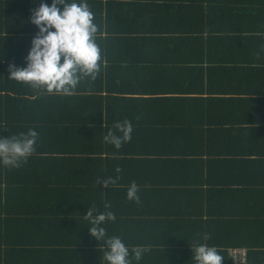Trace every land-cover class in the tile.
Returning a JSON list of instances; mask_svg holds the SVG:
<instances>
[{
  "label": "trees",
  "instance_id": "1",
  "mask_svg": "<svg viewBox=\"0 0 264 264\" xmlns=\"http://www.w3.org/2000/svg\"><path fill=\"white\" fill-rule=\"evenodd\" d=\"M41 2L0 0V136L37 132L25 162L0 167V264H106L89 208L113 213L108 236L148 248L132 264H195L198 244L221 264L234 249L264 264V156L235 154L252 144L264 155V126L193 119L211 71L257 52L264 71V0H85L103 64L72 95L7 79L9 64L25 65ZM124 120L131 139L115 149L103 137ZM133 181L139 203L126 199Z\"/></svg>",
  "mask_w": 264,
  "mask_h": 264
},
{
  "label": "clouds",
  "instance_id": "2",
  "mask_svg": "<svg viewBox=\"0 0 264 264\" xmlns=\"http://www.w3.org/2000/svg\"><path fill=\"white\" fill-rule=\"evenodd\" d=\"M30 22L37 33L30 41L25 65L21 68L9 64L7 79L27 83L49 94L72 95L85 77L96 78L103 61L96 43L98 26L85 0L41 2L32 11ZM131 133L129 121H116L103 141L119 149L131 139ZM36 139L37 132L33 129L19 135L0 136V167L18 168L35 152ZM114 171L119 173L120 169L117 167ZM118 179L119 175L104 179L103 187L115 184ZM126 199L139 203L138 186L134 181L127 187ZM104 207L108 209L110 205L105 203ZM83 218L88 222V233L103 243L106 264L139 262L148 251L144 246L130 249L118 235H107L104 225L115 220L111 211L96 213L94 208H89ZM207 238L205 235L204 239ZM191 253L195 264H221L223 258L214 246L207 244L195 245Z\"/></svg>",
  "mask_w": 264,
  "mask_h": 264
},
{
  "label": "crops",
  "instance_id": "3",
  "mask_svg": "<svg viewBox=\"0 0 264 264\" xmlns=\"http://www.w3.org/2000/svg\"><path fill=\"white\" fill-rule=\"evenodd\" d=\"M239 57L242 59V65L236 69L242 66V70L229 68L215 72L211 71L213 77V81L209 84L211 92L204 93L203 97L207 101L203 102V106L197 104V110L193 116L194 121L197 120V117H200V122H203L204 126L206 122L215 126H226L231 123L247 126L249 124H260L264 126V71L260 73V70L253 69L255 61L260 60L261 55L258 52L254 55L243 53ZM239 57L237 56V58ZM227 79L230 82H222ZM243 100L245 104L242 102ZM209 102H211L210 107L206 106ZM186 113L188 114V112ZM187 119L188 117L182 114V120L187 121ZM234 141L236 142V140ZM251 145L249 146V154L239 147L236 149L235 154L246 155V158L264 156L261 154V147L255 149ZM245 146L248 147L247 144ZM262 151H264L263 148ZM227 174L230 173L227 172ZM227 174H225L226 177ZM221 177L222 175L216 181H221Z\"/></svg>",
  "mask_w": 264,
  "mask_h": 264
},
{
  "label": "built area",
  "instance_id": "4",
  "mask_svg": "<svg viewBox=\"0 0 264 264\" xmlns=\"http://www.w3.org/2000/svg\"><path fill=\"white\" fill-rule=\"evenodd\" d=\"M247 252L244 249H234L228 251V258L233 264H245Z\"/></svg>",
  "mask_w": 264,
  "mask_h": 264
}]
</instances>
